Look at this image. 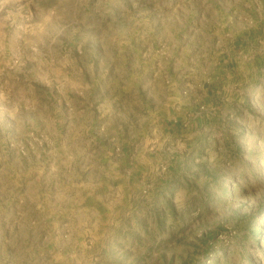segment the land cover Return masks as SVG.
Wrapping results in <instances>:
<instances>
[{
  "label": "rangeland",
  "instance_id": "rangeland-1",
  "mask_svg": "<svg viewBox=\"0 0 264 264\" xmlns=\"http://www.w3.org/2000/svg\"><path fill=\"white\" fill-rule=\"evenodd\" d=\"M0 264H264V0H0Z\"/></svg>",
  "mask_w": 264,
  "mask_h": 264
},
{
  "label": "crops",
  "instance_id": "crops-1",
  "mask_svg": "<svg viewBox=\"0 0 264 264\" xmlns=\"http://www.w3.org/2000/svg\"><path fill=\"white\" fill-rule=\"evenodd\" d=\"M189 118L186 121V117H183V115L179 113L169 114L165 116L162 120V131H166L165 135H168L170 133H176L177 135H181L183 133L190 135L194 132V127L199 122H202V119L200 116H197L196 113L194 115H188ZM186 121V123H185ZM184 122V124H183ZM172 130V132H170ZM158 157L156 156L155 160H157ZM143 169L138 163H131L130 169L127 170L128 179L135 180L138 177L142 176Z\"/></svg>",
  "mask_w": 264,
  "mask_h": 264
}]
</instances>
